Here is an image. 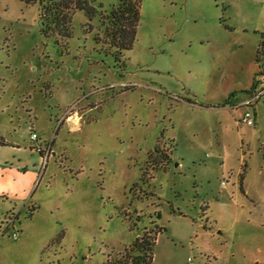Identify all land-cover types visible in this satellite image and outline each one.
Masks as SVG:
<instances>
[{
    "label": "rangeland",
    "instance_id": "374dc122",
    "mask_svg": "<svg viewBox=\"0 0 264 264\" xmlns=\"http://www.w3.org/2000/svg\"><path fill=\"white\" fill-rule=\"evenodd\" d=\"M89 2L63 36L39 3L0 0V140L53 152L22 167L25 199L0 197V264H108L156 226L153 264H264V100L239 104L264 0H140L122 52L119 0Z\"/></svg>",
    "mask_w": 264,
    "mask_h": 264
},
{
    "label": "trees",
    "instance_id": "16d2710c",
    "mask_svg": "<svg viewBox=\"0 0 264 264\" xmlns=\"http://www.w3.org/2000/svg\"><path fill=\"white\" fill-rule=\"evenodd\" d=\"M27 3L37 2L40 5V15L45 26L59 32L63 36H70V25L77 10L95 13L89 0H26ZM140 21V0H119L110 16L109 35L111 41L122 52L130 49L137 37V27ZM257 60H264V32L257 50ZM4 140H0L3 144ZM171 161L170 154L160 147L150 153V163L156 167H167ZM163 164V165H161ZM244 175H241V185ZM162 227L156 226L146 229L134 243L108 264H153L154 247L157 236Z\"/></svg>",
    "mask_w": 264,
    "mask_h": 264
},
{
    "label": "crops",
    "instance_id": "0c3cea01",
    "mask_svg": "<svg viewBox=\"0 0 264 264\" xmlns=\"http://www.w3.org/2000/svg\"><path fill=\"white\" fill-rule=\"evenodd\" d=\"M247 98H243L239 104H243ZM50 150L51 145L45 146L33 138L28 146L4 140V143L0 144V197L15 201L25 199L34 185L36 176L33 174L31 179L23 177L22 167L28 168L31 165L34 169L40 168ZM22 151H29V154H22ZM50 153L52 155V150Z\"/></svg>",
    "mask_w": 264,
    "mask_h": 264
},
{
    "label": "built area",
    "instance_id": "2783aa9c",
    "mask_svg": "<svg viewBox=\"0 0 264 264\" xmlns=\"http://www.w3.org/2000/svg\"><path fill=\"white\" fill-rule=\"evenodd\" d=\"M261 100H264V64L262 65L260 77L256 81L255 86L250 90L248 98L241 105L252 107ZM242 120L249 126H253L256 124V118L253 112L250 110L245 111ZM31 130H33L32 127ZM32 138L35 140L38 139L37 134L32 133ZM50 151H48L46 158H49ZM223 184L225 185L226 182L223 181ZM14 222V219H11V222L9 223V228L13 226ZM13 235L16 237L17 233H14Z\"/></svg>",
    "mask_w": 264,
    "mask_h": 264
}]
</instances>
